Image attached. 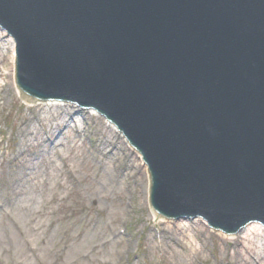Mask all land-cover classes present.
I'll use <instances>...</instances> for the list:
<instances>
[{
  "label": "water",
  "instance_id": "95a60500",
  "mask_svg": "<svg viewBox=\"0 0 264 264\" xmlns=\"http://www.w3.org/2000/svg\"><path fill=\"white\" fill-rule=\"evenodd\" d=\"M0 24L29 94L141 152L160 213L264 224V0H0Z\"/></svg>",
  "mask_w": 264,
  "mask_h": 264
},
{
  "label": "rangeland",
  "instance_id": "374dc122",
  "mask_svg": "<svg viewBox=\"0 0 264 264\" xmlns=\"http://www.w3.org/2000/svg\"><path fill=\"white\" fill-rule=\"evenodd\" d=\"M9 49L10 44L8 42L0 45V62L4 51L8 54ZM14 93L15 92H12L11 94H4L1 96L2 101L0 103V135L1 131H3L4 136H8V138L12 135V131L15 133V136L19 133V122H21L24 115L27 114V109L18 99H16L17 96ZM93 122L94 118L89 116L85 129L87 130L88 125H90L95 132L96 128L93 127ZM96 136L97 138L102 139V133L97 132ZM113 137H116L114 132ZM74 139L75 137L73 136V138L70 139L71 142H73ZM43 140L44 139L40 137V140H38L39 142H36V146H42ZM16 145L17 144H14V149L17 147ZM74 145L78 147L79 144L75 143ZM68 146L70 147L72 145L68 143ZM81 148L83 151L79 153V160L74 157L69 160L70 168L76 172V180H68L65 170L61 165L62 163L57 162L58 167L51 169L48 173L46 172V175L43 174L42 169L41 172H36L37 169L34 170V172L30 174V178L27 179H23L22 175L20 177L23 179L22 183L16 187L6 181L9 179L7 170L1 168L0 200H4L7 196L28 198V209H31L36 215L35 221L32 225L29 224L28 218L20 216L17 211H15L17 218H5L0 216V264H13L14 261H19L21 264H52L58 260L60 261L59 264L112 263L111 261L113 260L108 256L110 247L108 246L106 251L102 249L103 244L109 240V235H106L101 231H96V229L92 227L93 222L91 221V214L83 216L78 213V210L80 205H87L92 197H97V205L105 214L101 223V228L106 229V225H108L109 222H115V225L119 223L120 218L123 216L122 203H124L126 194L123 193L124 187L121 183H117L116 178H112V180H99V182L96 183L94 182L95 178L98 177V175L95 174L96 166H94L93 162H86L85 157L88 158L89 161L94 159L87 154L86 146H81ZM0 151L6 152V149L1 146ZM74 153L75 152L71 150L69 154L73 155ZM9 157L13 158L11 155H9ZM112 161L113 160L109 163ZM110 170H112L111 165ZM53 174H55V177L52 176ZM138 181L139 183L142 182L140 179H138ZM95 191H100V195L94 193ZM139 192H137L136 198L137 216L131 225L134 230L139 233V237L141 236L142 251L148 255L145 263L160 264V262H162L161 264H178L179 258L186 261L187 264L191 263L192 254L195 252L192 251L182 254L183 252L174 246L166 247L167 256L161 258L160 253L156 249L157 245L152 243L153 221H151L149 210L146 203H144L145 199L143 203L141 202V193ZM33 201L37 202V204H33ZM78 203L79 207L77 206ZM110 212H113L112 216L110 215ZM14 221H17L19 224H25L23 229L25 232L30 231L29 229L31 228V231L33 232L32 243L35 244L40 251L36 256L31 257L25 251L23 241H21V244L14 242V245L12 246L8 244V241L5 243V239L8 240L6 233L7 226L5 225H9L10 222L11 226ZM136 222H138L137 226ZM144 231L147 234V238L145 237V234L142 235ZM189 235L190 237L192 236V234ZM30 236H32V234H29V237ZM98 236H100V238H98L94 244L93 241H95ZM63 243L68 244L69 250L61 259L56 256V253L57 249ZM83 244L84 247L81 249L80 246ZM195 244H197L196 241ZM94 245L98 247V251H92ZM215 247L216 258L219 261V264H236L233 260V256H230L223 251L219 240L215 241L214 248ZM86 254L90 255L89 260L82 259Z\"/></svg>",
  "mask_w": 264,
  "mask_h": 264
},
{
  "label": "bare ground",
  "instance_id": "6f19581e",
  "mask_svg": "<svg viewBox=\"0 0 264 264\" xmlns=\"http://www.w3.org/2000/svg\"><path fill=\"white\" fill-rule=\"evenodd\" d=\"M13 72H15V70L10 72L11 74H10L9 79H8L9 82H10V77H11V81H12L11 83L12 84H9V82H7V83L0 82L1 89H4L3 91H6V93H8V92L10 93L13 88H16L15 85H14L15 75H14ZM17 92H18L17 94L20 93L18 90H17ZM19 97H20V94H19ZM40 106L41 107H34L33 108L34 113H33V115L31 117H24L23 126H22V129H21L22 130V135L21 136H22V142H23L22 148H24V146L26 145L24 143L25 139H27V138L29 139L30 138L29 144L31 142H33L34 136H35V139H37L36 138L38 136L37 134H39L38 133V129H37L38 126L36 125V127H35V124H34L37 120H38V122H41L42 124L44 123V120H45L46 124H50L51 123L52 119L49 117L48 114L46 116H44L43 117L44 120H42V115L47 110H53V111H55V113L56 112H62V111L67 112L66 118H63V120H59L58 117L56 118V120L60 121V122L57 124L56 127H54L52 129V130H54L55 134L58 137H60V138L62 137V133L58 134L61 131L60 129L63 130L65 127L66 128H70L76 121L75 118H69L68 119V114H69L70 110H66V109L64 110L62 108V106H60V105H54V104L44 105L43 104V105H40ZM93 114L96 116L95 113H93ZM76 115H79V113L76 112ZM79 121H81L80 118H77L76 122L80 123ZM60 138H58L59 140H58L57 143L58 144H63ZM101 151L105 152V153L108 152V151H106L104 149H102ZM52 157H53V155H49L48 153H46L45 150H39L38 153H36L33 156V161H34L35 165L36 164H38V165L41 164L40 166H42L43 174L46 175V172L48 173L51 169L55 168V166L51 162H49V159L52 158ZM130 164H131V162H130ZM31 170H32V167L29 166V172ZM136 171H138V169H136ZM105 175L107 176V174H105ZM52 176L55 177V174H53ZM28 201H29L28 198H25V197L19 198V200L17 201V204L15 206V211H17V213L20 214V216L28 218L29 221H34L35 220V214H34V212L31 209H28L29 208V202ZM32 203L35 204L36 202L33 201ZM165 229H166V231L168 230L165 233V238L166 239L171 238L170 235H167L170 232V226L166 225ZM183 230H185V228L182 227L181 231H183ZM259 231H261V230L258 227L254 226V227L249 228L246 232L243 233L244 235L242 236L241 239H243V240H245L247 242V244L245 245L246 246V250L244 249V250H242L240 252L239 255H235V260H238L240 262L247 261L245 252L247 250L249 252L255 251V250H253L254 247L256 246L255 245V243H256L255 241H256V239H259V240L261 239V237L259 235L260 234ZM253 232H254V234L258 233L256 235V238H254V239L252 238V236H250V233L253 234ZM255 232H257V233H255ZM32 235H33V233H32ZM180 235H181V233H179L178 237L182 239L183 237H180ZM176 240L177 239L175 237L172 239V241H176ZM230 240H233V239H229V241ZM177 241L180 242V244H184L183 242H181L179 240H177ZM188 246L191 248V250H195L193 243L188 244ZM195 251H197V250H195Z\"/></svg>",
  "mask_w": 264,
  "mask_h": 264
}]
</instances>
